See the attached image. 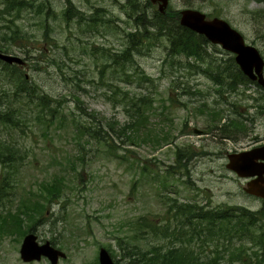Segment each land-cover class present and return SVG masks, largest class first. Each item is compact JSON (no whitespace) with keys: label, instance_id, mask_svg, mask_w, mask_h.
I'll list each match as a JSON object with an SVG mask.
<instances>
[{"label":"rangeland","instance_id":"1","mask_svg":"<svg viewBox=\"0 0 264 264\" xmlns=\"http://www.w3.org/2000/svg\"><path fill=\"white\" fill-rule=\"evenodd\" d=\"M47 1L52 7L48 17L44 12L38 15L34 7L15 18L27 33L26 40H6L12 44L6 53L21 57L23 65L18 69L0 65V113L16 101L9 119L18 117L20 123L18 127L0 124V138L16 141L27 150L20 151L15 161L17 203L39 199L41 182L55 177L62 181L61 197L41 201L45 213L37 220L35 216V224L29 227L38 245L55 241L52 245L65 252L57 264H96L101 248L118 264H127L126 249L132 245L146 249L173 243L192 247L202 258L221 253L225 263L230 260V249L243 246L246 254L233 262L253 264L252 251L257 247L251 241H228L227 225L191 221L186 214H194L197 207L241 206L264 211V202L247 196L242 191L245 181L225 166L227 154L232 152L227 149L245 142L246 135V140L264 138L261 91L252 83L247 88L240 85L236 94L215 91L216 86L200 68L187 65H202L200 62L167 55L166 40L149 50L141 48L127 66V75L142 69L151 81L126 77L102 55L118 53L126 44L125 32L132 30L133 22L125 12L127 0H68L74 11L85 14L79 20L70 12L68 21L60 13L67 0ZM169 1L173 11L188 5L209 17L225 19L264 59V18L254 14L264 9V1ZM91 14L95 21L86 19ZM13 18L7 14L0 18V37L7 19ZM207 53V63L215 58L225 65L232 55L211 43ZM18 75L35 90L33 98L23 99L19 87L15 90ZM133 95H146L141 113L146 121L131 141L118 130L134 119L123 103ZM15 108L21 111L17 116ZM54 108L58 119L51 116ZM38 113L41 121L35 118ZM232 117L242 118V130L224 129L226 119L228 123ZM86 128L97 129L98 134L91 137ZM194 128L206 133H194ZM167 169L173 172L167 173ZM1 172L0 164V176ZM181 206L189 212H182ZM166 223L186 234L176 239L152 234L151 226L161 230ZM216 230L224 236L193 237L196 231L207 235ZM22 238L0 232V264H24L12 258L18 257ZM32 264L48 263L42 258Z\"/></svg>","mask_w":264,"mask_h":264},{"label":"trees","instance_id":"2","mask_svg":"<svg viewBox=\"0 0 264 264\" xmlns=\"http://www.w3.org/2000/svg\"><path fill=\"white\" fill-rule=\"evenodd\" d=\"M257 1L262 2L264 0ZM143 3L144 4H140L139 0H127L124 5L127 8L125 12H127L133 22L132 30L125 32L126 44L118 53L104 52L102 55L103 59L112 61L110 64L114 63L116 65L115 71H117V73H120V69L121 72H123L122 74L126 77L136 76L151 81L152 79L147 77L142 69H139V71L134 69L133 74L127 75V66L133 64V56L141 52V48L149 50V48L157 42L166 40L168 42L167 55L169 57L183 56L186 60L190 59L195 60V62H200L202 65L189 62H187V65L192 64L191 66L200 68L201 72L207 75L213 84L229 85L230 88L227 89L226 93H236L237 89L240 90V85H244L247 88L250 86L249 84L255 83L240 71L234 61L233 54L228 58L226 65L219 63L215 58H212L211 62L207 63L205 56L208 54L207 48L209 42L203 35L181 26L178 22V12L169 9L165 13H160L158 10H155L149 0H145ZM34 7H36L38 15L44 12L45 17H48L49 12L52 10L51 3L47 0H40L38 2L34 0H0V18L5 19L6 14L14 15L13 19H7V23L4 25L5 30L1 29L4 35L0 37V51L8 52L10 50L12 44L6 42L7 38L13 39L16 37L27 39V33L25 34L22 32L15 18L18 16L19 12ZM100 11L102 10L96 9V12ZM70 12H72L73 15L76 14V18L79 20L85 18V14L74 11L73 5L67 0L66 6L64 5L63 9L60 11L63 20L68 21L70 17H72V14H69ZM254 14L257 17L260 16L259 19L261 20L264 18V9L256 11ZM258 14L260 15L258 16ZM94 16L95 15L91 14L86 19L92 21L94 18L95 21ZM8 31H10L13 36H6V32ZM21 46L24 45L22 44ZM212 46L215 47V45ZM0 65L3 68L12 69H18L19 66L16 64H7L2 61H0ZM14 84L15 90L16 87H19L18 92L21 98H33L35 90L30 87L23 75H18ZM146 95H133V97H125L123 100L127 108L126 111L129 112L130 116L134 119L126 122L118 131L121 132L120 134L122 136H125L131 141H134L133 138L139 128L138 126L146 121V115H141V113H143L142 106L146 105ZM38 98L45 100L44 95L41 94H38ZM38 98L37 100H39ZM15 103L16 101L6 105L7 110L0 113L1 125L7 126L11 124L13 127H18L20 125V123H18V117L16 118L17 120L14 121L9 119L12 111H14L12 106L15 105ZM229 104L231 106L235 105L233 102ZM39 106L42 107L41 104H39ZM15 110V115H19L21 111L18 110V108H15ZM259 110L262 111V109ZM52 112L51 116L53 118L55 117L54 119H58L59 116H56L58 110L54 108ZM39 113L37 114L38 117L35 118L41 121L43 118L42 116L39 117ZM221 113L222 112H220V115ZM246 118L248 117L246 116ZM223 126L224 129L229 128L234 131L242 130L243 121L242 118L238 119L232 117L228 120V123L226 119V123ZM85 131L89 133L91 137H95L96 134H98L97 129L92 131L91 128H86ZM166 137L165 134L162 135V138L166 139ZM20 151L27 150L16 141L10 142L8 139L4 140L0 138V164L2 165L0 176V232L3 233V235L6 233H17L20 236H24L28 231H31L29 227L35 224V222H32L35 216V220H37L39 217L42 218L45 213V206L41 201L44 200L49 202L60 198L62 194V181L58 177H55L52 181H44L39 184L38 194H40V197L37 199L38 201L35 200L31 204L24 203L23 201L17 203L14 194L17 169L15 161L19 160ZM170 171L173 172L167 169V173H170ZM180 208L183 210L182 212H189L183 206ZM186 215L191 221L196 219L199 223H201L202 220H206L212 223L211 225H227V240H234V243L237 241H251V243L257 247L256 250L252 251L253 257L256 259L253 264H261L264 262V229L260 230V224L264 216L263 208L250 210L241 206H227L202 210L201 207H197V211L194 214ZM209 230L211 231L212 229L210 228ZM151 232L153 235L160 237L172 236V239L180 238L181 235L186 234L180 233L177 228L170 227L168 223L163 224L161 230L159 227H155L154 225L151 226ZM203 236L205 239H207L208 236L218 238L223 237L224 233L216 230L215 233L210 232L204 235L196 231L193 235L196 240ZM50 243L54 244L55 241L51 240ZM228 253L230 260L227 259V263H225L224 259H221V253L216 254L214 252L212 257L205 256L202 258L192 247L182 246L178 243L169 245L158 244L146 249H141L138 246L135 247V245H132V247L126 249V254L129 258L127 264H233L234 259L240 260L239 256L246 254L243 246H236L230 249Z\"/></svg>","mask_w":264,"mask_h":264},{"label":"water","instance_id":"3","mask_svg":"<svg viewBox=\"0 0 264 264\" xmlns=\"http://www.w3.org/2000/svg\"><path fill=\"white\" fill-rule=\"evenodd\" d=\"M150 1L159 2L158 10L162 13L165 12L168 0ZM179 23L202 34L209 42L217 44L228 53L233 54L234 61L241 72L250 80H254L264 87V59L262 55L256 47L248 44L243 35L225 19L217 16L206 18L205 13L200 10L185 8L180 11ZM0 59L7 63L23 64L24 62L17 55L4 52H0ZM195 131L199 132V130ZM227 159L226 167L237 176L253 177L246 182L244 191L264 199V146L254 147L249 151L230 153ZM20 254L25 261L39 259L41 255H44L50 260V264H57L58 256L64 253L51 246L49 241L38 245L36 236L33 233H28L22 240ZM98 261L99 264H117L104 248H101L98 253Z\"/></svg>","mask_w":264,"mask_h":264},{"label":"flooded vegetation","instance_id":"4","mask_svg":"<svg viewBox=\"0 0 264 264\" xmlns=\"http://www.w3.org/2000/svg\"><path fill=\"white\" fill-rule=\"evenodd\" d=\"M152 3V5H153V7L155 8H157L158 7V4H159V2H151ZM167 8H169V9H171L170 8V1L168 0V6H167ZM185 8H193V7H191V6H188L187 5V7H185ZM195 9H197V8H195ZM176 10H179V9H176ZM200 10V9H199ZM252 86L253 87H256V88H258L260 91H261V93L258 95L259 96V98H264V88H262L261 86H259L257 83H252ZM220 87L221 86H219V84L218 85H216V89H215V91H218L219 92V90H220ZM222 87H224V88H226L227 87V89H229L230 88V86L229 85H225V86H222ZM237 91H240L239 89H237ZM236 91V92H237ZM231 94V93H230ZM233 94H236V93H233ZM263 113V112H262ZM204 133H206V132H203L202 134H204ZM227 137H229L228 136V134H227ZM246 137H248L247 135L245 136V138L243 139V140H245V142H241L240 144H236L235 145V147L234 148H232V149H227V151H232V152H236V151H249L250 149H252V148H254V147H258V146H264V138L263 139H259L258 137H253L252 139L250 138V140H246ZM230 138V137H229ZM228 154H230V153H228ZM227 154V155H228ZM259 161V160H258ZM255 177H257V176H255ZM254 177V178H255ZM253 177H249V178H244V181H245V183L247 182V181H249V180H251ZM263 178H264V174H263ZM248 195V194H247ZM254 197V196H253ZM262 202H264V199H262V198H259ZM64 247V246H63ZM62 247V248H63ZM60 249V248H59ZM61 251H63V249H60ZM64 252V251H63ZM65 253V252H64ZM65 257V256H64ZM13 258V262H14V260L17 262V261H21V258H20V254H18V257H12ZM42 258H44L45 259V262L46 263H48L49 264V261H48V259H46L45 257H42ZM41 258V259H42ZM40 259V260H41ZM40 260H38V261H40ZM23 262V261H22ZM34 262H37V261H31V262H23L24 264H32V263H34Z\"/></svg>","mask_w":264,"mask_h":264},{"label":"bare ground","instance_id":"5","mask_svg":"<svg viewBox=\"0 0 264 264\" xmlns=\"http://www.w3.org/2000/svg\"><path fill=\"white\" fill-rule=\"evenodd\" d=\"M207 54V53H206Z\"/></svg>","mask_w":264,"mask_h":264}]
</instances>
